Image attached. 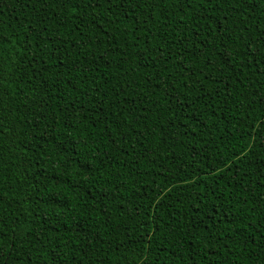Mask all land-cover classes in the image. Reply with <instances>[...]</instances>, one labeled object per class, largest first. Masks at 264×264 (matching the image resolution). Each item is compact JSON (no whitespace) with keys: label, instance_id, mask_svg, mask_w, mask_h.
I'll use <instances>...</instances> for the list:
<instances>
[{"label":"trees","instance_id":"obj_1","mask_svg":"<svg viewBox=\"0 0 264 264\" xmlns=\"http://www.w3.org/2000/svg\"><path fill=\"white\" fill-rule=\"evenodd\" d=\"M0 264H264V0H0Z\"/></svg>","mask_w":264,"mask_h":264}]
</instances>
